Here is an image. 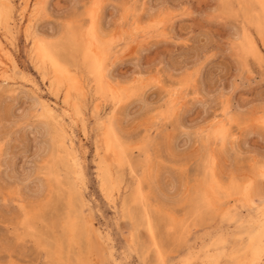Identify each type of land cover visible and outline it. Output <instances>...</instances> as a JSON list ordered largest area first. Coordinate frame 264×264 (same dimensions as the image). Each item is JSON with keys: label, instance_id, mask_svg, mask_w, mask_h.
I'll list each match as a JSON object with an SVG mask.
<instances>
[{"label": "snow or ice", "instance_id": "6c2138e0", "mask_svg": "<svg viewBox=\"0 0 264 264\" xmlns=\"http://www.w3.org/2000/svg\"><path fill=\"white\" fill-rule=\"evenodd\" d=\"M29 7L31 13L22 27L26 46L31 44L33 63L45 79L46 65L51 63L68 88L63 93L68 110L62 114L63 124L58 127L52 149L67 156L72 192L84 203L86 161L80 151L69 145L79 127L83 129V139H89L93 133L96 136V155L92 163L96 165L97 180L103 181L102 191L105 184L110 183L114 192L113 169L117 173L124 169L136 181L135 207L125 201L116 209L117 231L121 215L126 221L131 220L133 227L129 242L119 252L109 232H98L99 247L94 251L90 241L87 252L81 248L73 259L74 246L80 247L76 239L77 222L69 224L65 221L60 229L55 222H46V215L53 205V193L57 197L64 193L59 181L56 188L45 186V179L51 177L47 161L42 163V160L47 156L49 145L37 140V150L32 160L26 161L23 175L9 173L0 183L3 189L0 196L3 205L0 211V264H264V56L255 66L244 64L239 77L232 78L231 87L224 84L230 71L226 64L218 65V72L213 73L210 80L203 77L205 67L214 64L225 53L231 55L238 66L244 63V56L237 47L240 30H246L249 24L244 10H259L261 22L258 28L264 36V0H258L254 5L237 7L221 3L207 8L195 0H181L179 4L158 0L155 6L112 5L91 0L82 6L83 12L59 22L60 35H48L41 30L43 25L51 22L43 5ZM140 7L144 9L143 14L136 11ZM109 8L116 13L114 18L120 28L127 30L122 37L123 43L139 40L146 44L163 39L180 46L172 58L175 62L176 55L179 56L178 87L168 86L167 81L176 73L160 61H153L141 69L142 74L133 84H128L108 81L105 60L93 57L87 64L90 79L84 83L54 58L57 48L65 43V31L72 33L78 29L99 44L107 35L99 24ZM12 12V5L0 0V30L5 39L14 44L16 30L12 27ZM176 21L181 23V35L168 30V25ZM137 51L139 54L142 48ZM40 55L45 68L40 67ZM256 79L262 89L259 105L240 109L234 103V93L246 89ZM155 90L168 96L164 119L145 123L139 115L129 116L127 120L118 115L120 105L128 101L132 102L133 108L147 107L148 93ZM86 95H92L96 105L110 106L111 111L108 107L103 111L94 107L88 118L81 102ZM185 101H190L187 106ZM33 103L36 113L30 116L28 110H21L17 115L11 101H0V121L17 130L31 128L47 141L48 125L33 126V120L47 121L54 114L38 103L37 97L33 98ZM253 107L259 116L256 124L261 149L258 153L239 143L252 131V115L256 114L251 113ZM196 108L202 109L203 115L188 124L186 117ZM211 113L215 115L209 119ZM89 123L92 133L88 131ZM193 140L195 153L191 150ZM4 150L6 143H0V151ZM217 156L221 161L219 171ZM189 161L203 164V183L197 185L194 196L186 197L182 192L180 195L169 194L167 185L161 183L164 174L170 172L174 184L182 183ZM154 192V217L147 224L151 240L141 243L137 238L139 229L135 212L142 208L143 218L147 219ZM105 198L112 203L113 196L108 192H105ZM87 206L84 203V207ZM69 232L71 236L65 255L64 237ZM157 232L159 236L155 234ZM182 252L186 254L177 260L175 257Z\"/></svg>", "mask_w": 264, "mask_h": 264}, {"label": "rangeland", "instance_id": "374dc122", "mask_svg": "<svg viewBox=\"0 0 264 264\" xmlns=\"http://www.w3.org/2000/svg\"><path fill=\"white\" fill-rule=\"evenodd\" d=\"M38 1L39 0H30L31 2L30 5H33ZM90 2L91 0H42L41 3L43 4L45 11L51 17V22L46 25H43L41 30L43 32H46L48 35H52L53 33L60 35L61 24L59 22L61 20L63 21L70 20L73 15L80 14L81 12H83L82 6ZM100 2L106 4H112V5L131 3V4H138L141 6L145 4L155 6L158 0H100ZM195 2L197 4L204 5L205 8L215 7L216 5H219L223 2L226 4L236 5L237 7L240 4H243L242 0H195ZM20 3L21 0H14L15 10L18 9ZM172 3L179 4L181 3V0H172ZM252 5H254V3H252ZM252 10L254 16L252 17V19L249 17V24H248L249 29L252 27L250 29L251 32L248 29H246L247 31L245 29H241L239 32L240 39L239 41H237V47L240 48L241 53L244 56V63L238 66L237 62L233 60V57L225 53L221 55L215 61L214 64L205 67V69L203 70V77L206 81L211 79L213 73L218 72V65L226 64L228 65L230 71L228 76H226L224 79V84L226 87H231L232 78L239 77V75L244 70V64H247L249 66H255L257 64L258 57H255L247 53V51L245 50L246 42L243 36L245 32L249 31L248 33L252 35L253 39L260 47L262 53L261 56H264V36H262L260 31H258L254 26V20L260 17L259 10L257 8H253ZM136 11L143 14L144 9L143 7H140L137 8ZM114 17H116V13L111 8H109L107 10L106 15L100 21L99 24L101 30L104 33H106L107 36L112 37L111 42L113 43V44L111 43L112 47H110L111 49L109 52V57L106 60V66H105L108 70V81L115 83V81L119 80L122 83L133 84L135 82L136 77L140 75L139 73L142 74L141 69L147 67L153 61H160L165 64L166 68L170 70H174L176 73V75L173 76L171 80L167 81L168 86L173 88L178 87L180 81V68L178 66L179 56L176 55L175 62L173 61L172 58L179 51L180 46L175 45L170 41H165L163 39L153 40L146 44H141L139 40H137L135 43L132 44H125L123 43L122 37L125 35L127 30L126 29H125L126 31L122 30L119 24L117 23V19ZM110 18H113L111 20V27H109ZM23 22L25 24L26 19ZM168 30L170 33L175 32L177 35H181L180 21H176L174 24H169ZM79 32L80 31L77 29L74 30L72 33H74V35L79 36ZM69 36H70L69 33L68 32L66 33L65 31V34L63 36V41H66L64 39L65 37L67 39L66 44H68L69 47L73 44L72 46L74 47L75 44L72 40H70L71 38ZM70 41H72V43ZM77 43L78 44L76 45H80L79 42ZM141 48H142V52L138 54L137 50ZM30 49H31V44H27L26 46V41L23 38V27L21 25V27L16 30L15 43L11 49V51L13 52L12 54L16 60V63L19 66V71L13 75L15 78L12 76V83L10 86H6V85L0 86V101L4 99L11 101L15 106V112L17 115L21 113V110H28L30 116L34 114L32 112L36 113V111H34V106H33L34 97H37L38 101L47 100V101H51L52 103L54 102L59 106H61L63 101L62 95L64 93V90L60 89L59 92H56L58 93V95L55 94L53 90L52 92L54 95L50 93L48 88V84H49L48 80L42 78V74L37 71V68L35 67L32 59L30 58L31 57ZM76 49L75 50L78 51L79 47L77 46ZM75 57L73 58V60L68 58L70 60L69 62L70 66L68 67L70 68L73 67L71 68V70H74V67L76 66L75 70H77L78 68L77 70L78 73L76 74L80 76L79 78L82 79L81 81L87 83V80L90 78L88 77L87 72L86 71L84 72L85 69L81 65L82 56L80 52L76 53ZM0 60L4 62L1 54H0ZM19 72H21V74ZM245 79H250V78L246 77ZM261 91L262 89L259 79L253 80L246 89L243 90L238 89L234 93V98H235L234 103L238 105L240 109H247L249 105L258 106L260 101ZM55 95H57L56 97L58 99L55 97ZM81 102L84 108V113L88 118H91L92 109L95 106L93 96L86 95ZM189 102L190 101H185L184 102L185 106H187ZM167 104H168V96L160 90H155L148 93L147 107L143 109L133 108L132 102L128 101L125 104H121L117 112L118 115L122 116L125 120H127L129 116L139 115L140 119H142L145 123H153L157 119H164L166 117ZM104 107H108V111H111V107L105 105H101V111L104 110ZM251 113H256L255 115H252V124H251L252 131L246 138H243L239 143L241 145H247L248 149H251L258 153L261 149V138L259 134L258 125L256 124V121L259 118L256 107H253L251 109ZM202 115H203V110L200 108H196L192 113V115L186 117V122L188 124H192L195 119H199ZM214 115L215 113H211L209 119H211V116ZM45 122L46 121L33 120V126L40 124L42 125L45 124ZM207 122L208 121H205V123ZM88 131L92 133L91 123L88 124ZM48 136L49 138L47 139V141H45V139L42 136H38L35 132H33L31 128L28 130H17L14 127L9 128L6 122L0 121V143H6V150L0 151V183H2V177L9 175V173L15 175H23V171L26 170L27 167L26 161H31L33 155L37 150V140H39L40 143L46 142L49 145V148L51 146V148L48 149L47 156L44 157L42 160V163L44 161H47L48 168L53 165L52 174H49V171L47 169L48 175L50 177L51 176L53 177H51L50 180L45 179L44 181L45 186L48 187L49 182H54L57 178L58 179L56 181L59 180V182H61L62 184H64V182L66 183L67 181L70 182L69 170L63 165H61L60 162H57L56 160L57 154L55 152H52L51 150L53 141H51L52 139L50 138L52 136V133L49 132V128H48ZM95 139L96 136L94 133L90 136L89 139H83V129L79 127L76 128L74 143L75 145L77 143L76 149L80 151V155L82 159L86 161L84 168H85V178L87 180V184L85 186V192L83 194L82 200L88 206L85 208L84 203H82L81 200H78L77 205L78 207H80L79 210L81 211V214L83 216L82 218L85 221V223L88 224L94 223V225L100 230V232H109V234L111 235L114 241L117 252H119L120 248L129 242L131 238L130 232L133 225L131 220L126 221L124 219V216L121 215L119 218L120 227H119V231H117L116 209L119 208L124 203V201H127L129 205H133V202H130L128 200L131 198L134 189L136 188V181L133 179L130 173L126 172L124 169H119L118 173L119 175H122V179H121L122 182L118 186L119 190L117 189L115 191V195H116L115 201L112 202L111 204L109 203L108 199L105 198V195L101 190L100 181L97 180L96 165L92 163L96 155ZM192 144H193V148L191 150L193 151V153H195V149H194L195 140H193ZM63 156L64 155H62V157ZM220 163L221 161L219 159V156H217V171H219ZM224 163H226V161H224ZM57 164L59 166H57ZM209 171H211V169H209ZM204 173H205V169L201 162L189 161L185 165V172L183 175L182 183L174 184L170 172L164 174L161 183L167 185L166 191L169 194L174 193L175 195H180L182 192L183 195L186 197L190 195L194 196L197 185L203 183ZM113 174L116 177L117 170L113 169ZM58 176L60 177V179ZM145 191H147L146 188ZM2 195H3V189L0 188V196ZM55 196H56L55 193H53V203ZM62 202H65V199L62 200ZM152 203L150 204L151 206L149 205L147 219L143 218L144 214L142 208H137L138 210L136 209L138 213L141 215V222H138L137 221L138 219H136L137 226L139 229L137 232V238L141 243H148L151 240V237L149 236L147 230L146 222L148 219H153L154 217L153 208L155 207V203H156L155 192L153 193ZM133 207H135V205H133ZM66 208H67L66 204L63 205L60 204V207L58 208L57 211V209L53 208L52 205L51 209L46 215V222L48 223H52L55 221L60 222V220L65 215L66 210L64 209ZM2 210H3V205L0 204V211ZM245 215H247V213H245ZM13 222H15V220H13ZM57 228L60 229L61 228L60 225L57 226ZM155 234L159 236L158 232ZM91 237H92L91 239H93L92 240L93 242H96L97 240L99 244L98 238L95 239L94 236ZM79 251L80 249L74 246V251H73L74 255L72 257L73 259H75L76 254ZM184 254L186 253L182 252L181 255H177L175 258L179 260L182 258V255Z\"/></svg>", "mask_w": 264, "mask_h": 264}, {"label": "bare ground", "instance_id": "6f19581e", "mask_svg": "<svg viewBox=\"0 0 264 264\" xmlns=\"http://www.w3.org/2000/svg\"><path fill=\"white\" fill-rule=\"evenodd\" d=\"M242 1H243L242 3L243 4L245 3L246 5H252V3H254V4H257L258 3V0H242ZM4 2L5 3H10L12 5V7H13V12H12V15H11L12 27H14L15 30H17L18 28L21 27L22 24H24L23 21L26 19V16L31 13V8L29 7L31 2H30V0H21V3L19 4L17 10H15L14 0H4ZM41 2H42V0H39L38 2L34 3L33 5H43ZM21 6H23V8H21ZM252 9L253 8H248V9H245L244 10L246 12L247 16L250 17L251 19L254 16V13H253V10ZM260 22H261V18L260 17L258 19H255L254 20V26H255V28L258 31H259L258 25L260 24ZM247 29L250 31L249 28H247ZM248 32H245L243 34L244 40L246 42V49L245 50L247 51V53H249V54H251V55H253L255 57H258L257 59H259L261 57V55H262L261 50H260V47L255 42V40L253 39L252 35L250 33H248ZM66 33H67V31H66ZM69 35H70L69 37L71 38L70 40H72L75 45L78 44L77 42H79L80 45H76V46L74 45V47H73L72 46L73 44H72L69 47V45L66 44L67 43L66 42L67 39L64 37V39L66 41H65V43H62L57 48V50L55 52V57L54 58L57 59V61L59 63H61L63 66H66L69 69L70 73L73 76L77 77L79 80H82V79L79 78L80 76L76 74V73H78V71H77L78 68H77V70H75L76 69L75 68L76 66L74 67V70L75 71L74 70H71V68H73V67H71V68L68 67V66H70L69 65V62H70L69 59H72L73 60V58L75 57V54L78 53V52H80V54L82 56V59H81L82 60L81 61L82 64L81 65L85 69L84 72L85 71L88 72L87 64H88V62L91 61V59L93 57L103 58L105 60V66H106V60L109 57V52H110V49H111L110 47H112L111 45L113 44L111 42L112 41V37L106 35V37H104L99 42V44H98L96 41L90 40L87 37L86 34H83L82 35L80 32H79V36L78 35H74V33H69ZM72 41H70V42L72 43ZM13 45H14L13 43H11L9 40L5 39V35H4L3 30H0V54H1L2 58H3V60H4V62L0 60V86H5V85L6 86H10L11 83H12V76L19 71V66L16 63V60H15L13 54H12L13 52L11 51ZM77 46L80 49V50L78 49V51H76L77 50L76 49ZM30 55H31V49H30ZM76 57H77V55H76ZM76 57H75V59H76ZM30 58L33 61L32 55H31ZM40 67L41 68H45V61H44L42 55H40ZM46 68H47V72H46L47 80L49 82L48 88H49L50 93L53 94V92H54L55 94L58 95V93H56L57 92L56 91L57 89H61V90L63 89L64 92H67L68 91V88L62 83L61 77L58 75L57 70L52 67L51 63H47ZM19 73L21 74V72H19ZM139 74L141 75V73H139ZM82 77H83V75H82ZM43 79H45V78H43ZM83 80H84V78H83ZM88 80H87V82H88ZM85 81H86V79H85ZM82 82H84V81H82ZM107 82L108 81H106V83ZM35 87H36V85H35ZM52 90H53V92H52ZM57 95H55V97ZM62 99H63V101H62L61 106H59L58 104H56L54 102L52 103L51 101H47V100L46 101L45 100L38 101V103H40L42 106H46L47 109H48V111H50L51 113L54 114V116H53L52 119L47 120L45 122V124L48 125L49 132L52 133V136L50 137L52 139L51 141H53L54 138L57 136L58 127H61L62 124H63V116H62V114L65 111L68 110V107L64 103V97H63V95H62ZM117 102H119V98H117ZM33 106H34V111H36L35 104ZM94 107L99 108L100 111H101V105H96L95 104ZM167 107H168V104H167ZM41 111H43V107L41 108ZM32 113H35V112H32ZM69 145L70 146H74L76 148L77 143L75 145L74 140H71L69 142ZM50 148H51V146H50ZM51 150H52V152H55L57 154V159H56L57 162H60L61 165H63L64 167H66L68 170H70V163H69V161L67 159V156L64 155L62 157L63 154H61V152L58 149L57 150L51 149ZM58 164H57V166L60 165V164L59 165ZM52 167H53V165L48 168L49 174H52L53 173L52 172ZM56 170H58V169H56ZM209 172H211V171H209ZM102 175H103V173H102ZM208 175H209V180H210L211 173H208ZM51 177H53V176H51ZM59 179H60V177H59ZM111 179H112V181L115 182V190H114V192L112 191L111 184L109 183V184H105V190L103 191V193L105 195V192H108L110 195H112L113 196L112 202H114L115 201V197H116L115 191L117 189L119 190V187L118 186L122 182V180H121L122 179V175H119V173H117V176L115 177L114 174H113V170H112V177H111ZM56 180L54 182H49L48 186L50 185L53 188H56L59 185H62L61 191H63L64 194H63L62 197L55 196L54 203H53V208H56L57 211H58V208L60 207V204H62V205L63 204H66V206H67V208L64 209V210H66L65 215L60 220V222L59 221L58 222L55 221L56 226H59L60 225V227H61L65 221H67L69 224H71V222H73V221H76L77 222V228H78L76 239H77V243L80 245L79 249L82 248L85 252H87L88 247H89V243L91 241V243L93 245V250L95 251V249L97 247H99V244H98L97 240H96V242H93L92 241L93 239H91L92 238L91 236H94V238L96 239L97 238V235L96 234L98 232H100V230L94 225V223H89L88 224V223H85V221L83 220V218H82L83 216L81 214V211L79 210L80 207H78V205H77L78 200L75 198V196H74V194L72 192L71 186H70L71 182H68L67 181L66 183L64 182V184H62L61 182H59V185H58ZM102 183H103V181H100V187H102ZM135 191H136V188L134 189V192H133L131 198L128 201L133 202V197H134ZM70 196L72 197L71 200L69 199ZM64 199H65V202H62V200H64ZM124 203H125V201H124ZM137 210L135 212V218L138 219L137 220L138 222H141V215L138 213ZM148 220L146 222L147 224H148ZM88 221H89V219H88ZM92 221H93V219H92ZM70 236H71V233L69 232L64 237L65 255H67L68 239L70 238Z\"/></svg>", "mask_w": 264, "mask_h": 264}]
</instances>
